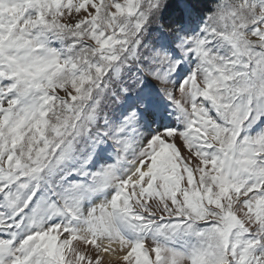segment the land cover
<instances>
[{
    "label": "snow or ice",
    "instance_id": "snow-or-ice-1",
    "mask_svg": "<svg viewBox=\"0 0 264 264\" xmlns=\"http://www.w3.org/2000/svg\"><path fill=\"white\" fill-rule=\"evenodd\" d=\"M0 264H264V0H0Z\"/></svg>",
    "mask_w": 264,
    "mask_h": 264
},
{
    "label": "trees",
    "instance_id": "trees-1",
    "mask_svg": "<svg viewBox=\"0 0 264 264\" xmlns=\"http://www.w3.org/2000/svg\"><path fill=\"white\" fill-rule=\"evenodd\" d=\"M201 2L203 3V4H205L206 6H208V5H210L211 4V0H201Z\"/></svg>",
    "mask_w": 264,
    "mask_h": 264
},
{
    "label": "rangeland",
    "instance_id": "rangeland-1",
    "mask_svg": "<svg viewBox=\"0 0 264 264\" xmlns=\"http://www.w3.org/2000/svg\"><path fill=\"white\" fill-rule=\"evenodd\" d=\"M203 1V0H202ZM208 6H210V5H208Z\"/></svg>",
    "mask_w": 264,
    "mask_h": 264
}]
</instances>
